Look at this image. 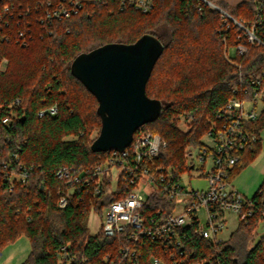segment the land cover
Instances as JSON below:
<instances>
[{
    "label": "trees",
    "instance_id": "16d2710c",
    "mask_svg": "<svg viewBox=\"0 0 264 264\" xmlns=\"http://www.w3.org/2000/svg\"><path fill=\"white\" fill-rule=\"evenodd\" d=\"M59 1L0 0V252L25 236L31 251L22 264H105L109 254L119 255L122 240L107 239L101 230L91 235L88 224L92 212L101 215L117 199L109 192L110 182L100 196L90 189L75 191L65 209L58 206L67 190L58 170L89 169L109 157L108 152L91 151L98 136L93 133L102 127L99 103L72 75V62L109 43L133 44L145 34L162 41L165 50L146 89L148 97L163 103L162 114L142 126L134 141L142 133L159 135L167 145L157 162L179 177L192 172L187 156L193 152L188 149L203 150L202 139L223 127L232 100L257 105L264 86V13L257 27L263 45H248L240 55L235 47L245 40L244 33L199 0H156L148 13L110 10L106 0H78L77 14L47 21L49 6ZM209 1L248 27L256 22L259 0L243 1L232 12L223 7L224 0ZM257 80L260 85L252 83ZM53 107L56 115H39ZM182 120L187 131L179 127ZM246 129L257 142L239 153L230 182L261 152L264 109ZM12 174L27 179L10 183ZM148 202L149 211L171 207L164 198ZM263 224L264 180L254 195L252 216L240 221L227 241L191 237L187 256L194 263L264 264V234L257 238ZM151 251L166 258L160 245L147 243L146 259Z\"/></svg>",
    "mask_w": 264,
    "mask_h": 264
},
{
    "label": "built area",
    "instance_id": "2783aa9c",
    "mask_svg": "<svg viewBox=\"0 0 264 264\" xmlns=\"http://www.w3.org/2000/svg\"><path fill=\"white\" fill-rule=\"evenodd\" d=\"M111 3L110 10L134 9L148 13L156 0H106ZM212 10L221 13L225 22L233 23L245 35V40L238 43L235 51L240 55L248 52V45H263L257 35L259 18L264 13V0L257 4L256 22L248 27L246 23L236 20L228 12L210 2L199 0ZM51 9V10H50ZM81 9L78 0H60L56 7L49 6L46 20L54 21L69 18ZM238 38L241 40L240 36ZM26 44V43H24ZM260 85V81H253ZM264 93L263 90L261 91ZM256 97L263 108L259 110L254 103H245L239 99L232 100L225 111L227 118L223 127L212 130L206 135L212 147H203L198 155L205 168L211 161V167L203 177L207 187L203 190L187 189L182 176L176 177L164 164L157 162L166 142L159 135L142 133L123 152L111 151L107 159L89 169L62 168L57 171L58 179L63 180L67 190L62 191L58 206L65 209L71 199V193L90 189L95 196H100L110 182L111 195L117 199L106 205L101 214V231L107 239L122 240L120 253L116 258L109 254L105 264H214L213 261L194 263L187 256V244L191 237H199L212 243L223 242L219 234L226 226L228 219L234 215L238 221L246 220L253 214L254 195L247 197L234 188L230 182V172L239 161V153L249 145L257 142L251 135L247 123L256 121L264 109V94ZM18 103V102H16ZM249 106V107H248ZM53 107L40 112V116L57 114ZM4 123H9L5 119ZM205 136V137H206ZM193 156V154L189 155ZM17 159V156H13ZM192 170L195 164L190 162ZM7 168V165L4 166ZM19 177V179H17ZM26 175H11L9 182L23 181ZM164 198L171 202V207L163 205L153 207L149 211V198ZM205 211L206 222L202 223L199 213ZM264 225V224H263ZM147 243H156L167 252L166 258H159L150 252L149 259L144 256L143 249Z\"/></svg>",
    "mask_w": 264,
    "mask_h": 264
},
{
    "label": "water",
    "instance_id": "95a60500",
    "mask_svg": "<svg viewBox=\"0 0 264 264\" xmlns=\"http://www.w3.org/2000/svg\"><path fill=\"white\" fill-rule=\"evenodd\" d=\"M164 50L158 37L145 34L133 44L109 43L74 59L72 75L99 103L102 127L93 153L123 152L142 126L161 116L163 103L146 89Z\"/></svg>",
    "mask_w": 264,
    "mask_h": 264
},
{
    "label": "rangeland",
    "instance_id": "374dc122",
    "mask_svg": "<svg viewBox=\"0 0 264 264\" xmlns=\"http://www.w3.org/2000/svg\"><path fill=\"white\" fill-rule=\"evenodd\" d=\"M243 1L248 0H224L223 7L226 8V10L232 12V10L234 9L233 7ZM234 53V49H230V54L234 55ZM84 104L87 106V108H92V103L90 101L85 100ZM257 108L259 110L263 108V103L261 101H258ZM183 120L179 123V127L181 130L187 131L189 129L188 124ZM99 134L100 132L95 131L93 133V137L95 138L97 135L99 136ZM261 137L263 139V143L260 154L252 163L245 166L232 181V185L234 186V188L249 198L258 191L261 183L264 180V132L262 133ZM71 139L73 138H68V140ZM201 142L204 147H212V142L207 136L204 137ZM190 151L193 152V156H187V164L193 162L195 164V168L190 174L186 173L181 175L182 182L187 189L203 190L207 187V181L203 177V175L206 173V171H208L212 163L210 160H208L204 168L203 164L198 159V155L201 153V149H188V152ZM17 179H19V177ZM199 216L202 223L205 224V211H200ZM238 225V219L234 215H231L228 219L226 228L219 234V239L222 241H227L230 238L231 234L237 229ZM88 228L91 235H97L100 232L101 215L99 213L92 212L89 219ZM263 234L264 225H261L258 229L257 238L262 236ZM30 251V242L24 236L20 238L16 243L9 245L0 252V264H22L28 258Z\"/></svg>",
    "mask_w": 264,
    "mask_h": 264
}]
</instances>
